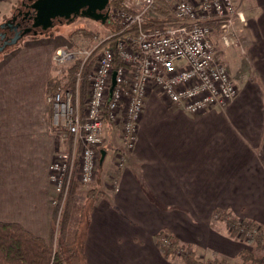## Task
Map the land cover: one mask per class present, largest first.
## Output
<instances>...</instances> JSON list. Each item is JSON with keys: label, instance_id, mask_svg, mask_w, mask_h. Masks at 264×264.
<instances>
[{"label": "crops", "instance_id": "crops-1", "mask_svg": "<svg viewBox=\"0 0 264 264\" xmlns=\"http://www.w3.org/2000/svg\"><path fill=\"white\" fill-rule=\"evenodd\" d=\"M233 5L243 16L233 24L238 43L225 47L216 30L212 38L238 90L229 105L191 115L151 91L122 167L110 155L122 147L120 131L106 125L100 165L112 162L102 180L98 167L89 188L103 196L90 215L87 264H183L157 247L162 230L196 247L203 262L252 250L215 216L228 211L264 227V0ZM59 40L24 41L0 59V222L45 240L55 211L48 166L58 146L45 89Z\"/></svg>", "mask_w": 264, "mask_h": 264}, {"label": "built area", "instance_id": "built-area-1", "mask_svg": "<svg viewBox=\"0 0 264 264\" xmlns=\"http://www.w3.org/2000/svg\"><path fill=\"white\" fill-rule=\"evenodd\" d=\"M156 1L123 0L122 7L109 14L117 32L90 48L60 47L54 54L57 74L80 61L73 89L60 86L46 96L58 145L48 166V181L59 215L73 180L83 186L94 182L107 124L120 131L117 166H123L124 156L134 149L151 91L191 115L214 106L226 107L238 94L217 57L212 41L215 28L207 25L211 22L218 27L225 47L238 43L233 24L236 17L243 22V16L233 0H162L171 9L173 23L144 30ZM112 39L111 45L102 47ZM92 56L87 98L81 109L80 71Z\"/></svg>", "mask_w": 264, "mask_h": 264}, {"label": "trees", "instance_id": "trees-1", "mask_svg": "<svg viewBox=\"0 0 264 264\" xmlns=\"http://www.w3.org/2000/svg\"><path fill=\"white\" fill-rule=\"evenodd\" d=\"M26 1L27 0L23 1V4H26ZM28 1L31 2L34 0ZM174 1L177 0H169L171 3ZM122 4L123 0H110L107 7L108 15L112 10L121 8ZM21 9L24 10V8ZM19 10L20 9L14 8L13 15H17ZM78 17L73 18L71 21L55 19L52 22V26L45 31L40 27L33 29L32 33L17 39L14 43L4 45V47L0 49V59L6 53L22 46L24 41L55 38L59 36V34H63L60 27L73 23ZM173 21L174 19L168 3L157 0L152 7V17L147 20L142 29L161 27L164 22L173 23ZM104 25L110 29V32H117L118 30L117 25L111 19ZM207 25H213V28L218 31V27L213 23L208 22ZM73 36L87 40L91 39L89 31L82 27L75 28L72 32L66 34L65 37L69 40ZM114 40L115 39L105 41L102 47L111 45ZM93 61L94 56L88 60L87 65H84L80 71L79 100L81 109L84 108V103L87 98V76ZM79 67L80 61L77 60L66 68L65 74H53L50 76L47 80L45 95H51L57 87L64 84L65 88L74 86ZM51 131L54 132V128H51ZM78 187L79 184L73 180L60 215L58 209L55 208L53 214L54 225L48 240L34 236L20 224L0 222V264H87L85 257V242L90 215L95 202L103 196V193L96 188L89 189L84 194L80 206L76 207V191ZM215 216L217 220L226 223L232 237L242 239L247 245L252 247V250H244L239 254L236 260H230V262L217 255L203 262L197 254L196 247L182 244L168 230H162L156 235L157 247L162 255L165 258L179 257L183 264H245L249 259L254 264H264V227L259 226L254 221L246 219L238 220L228 211L221 212L220 210H216ZM74 220L75 224L72 225ZM164 240L166 243H163ZM253 251L261 252V255L255 257ZM241 261H243V263H240Z\"/></svg>", "mask_w": 264, "mask_h": 264}, {"label": "water", "instance_id": "water-1", "mask_svg": "<svg viewBox=\"0 0 264 264\" xmlns=\"http://www.w3.org/2000/svg\"><path fill=\"white\" fill-rule=\"evenodd\" d=\"M110 0H34L23 4L25 12L22 20L31 21L30 29L41 28L43 31L52 26L55 19L71 21L75 17H84L105 24L109 20L107 7ZM1 27V26H0ZM6 34L2 35V38ZM21 37V36H20ZM17 34L12 38L14 43L18 38ZM103 159V153H102Z\"/></svg>", "mask_w": 264, "mask_h": 264}, {"label": "rangeland", "instance_id": "rangeland-1", "mask_svg": "<svg viewBox=\"0 0 264 264\" xmlns=\"http://www.w3.org/2000/svg\"><path fill=\"white\" fill-rule=\"evenodd\" d=\"M20 4L22 5V0H10V1L5 2L0 7V26H3L5 24V21H7V19L9 20L12 18L13 14H14V9L12 10L11 7L20 9L21 8ZM80 27L85 28L86 30L89 31L90 36L93 38V41L92 40L88 41L89 39L87 40V39L76 37V36H73L69 40H68V38L65 37L66 34L72 32L75 28H80ZM60 30L63 32V34H59V36H57L56 38L60 39L59 41H61L63 43L61 45H59L58 48H60V47H62V48L67 47L69 49L90 48V46H92L94 43H97L99 41H103L107 37L110 36V29L107 26L101 24L100 22L94 21L92 19L84 18V17H78L73 23H70L69 25H62L60 27ZM64 42H67L66 46L63 45ZM219 50H221V49H219ZM227 50L231 51L233 49H227ZM218 57L222 61V57H223L222 53L218 52ZM228 68L230 71H234L233 66L228 65ZM64 71H65V69H64ZM110 155L112 156L113 160H114V156H115V158L119 157L118 154H114V153H113V155L112 154H110ZM110 162H112L111 159L105 160L101 165H100L101 162L100 161L98 162L97 171H98V167H100L101 170L99 171V177L101 180L104 177L106 166L108 164H110ZM97 171H96V173H97ZM92 185H93V183L88 185V186L79 185L78 191H77L79 194V197L77 198L76 203H75L76 207L80 206V204L82 203L84 194L88 191V189ZM74 224H75V220L72 222V225H74ZM253 253H254L255 257L260 256V253H257L254 251H253ZM240 263H243V261H241ZM245 264H254V263L249 259L248 262Z\"/></svg>", "mask_w": 264, "mask_h": 264}, {"label": "flooded vegetation", "instance_id": "flooded-vegetation-1", "mask_svg": "<svg viewBox=\"0 0 264 264\" xmlns=\"http://www.w3.org/2000/svg\"><path fill=\"white\" fill-rule=\"evenodd\" d=\"M25 12V9H20L17 12V15H13L10 20H7L6 23L0 27V49L4 47V45L11 43L12 38L17 34V37L21 36L23 38L29 33H32L33 29H30L29 32L26 30L30 28L31 21L22 20V14ZM6 34L5 37L2 38V35ZM18 38V39H20Z\"/></svg>", "mask_w": 264, "mask_h": 264}, {"label": "bare ground", "instance_id": "bare-ground-1", "mask_svg": "<svg viewBox=\"0 0 264 264\" xmlns=\"http://www.w3.org/2000/svg\"><path fill=\"white\" fill-rule=\"evenodd\" d=\"M57 50V49H56ZM56 50H55V52H56ZM55 52H54V54H55ZM77 61V60H76ZM65 71H66V68H65ZM65 71L62 73V74H57V72H56V74L57 75H63V74H65ZM65 85V84H64ZM64 85H62L61 87H63L64 89H73V87H68V88H65L64 87ZM61 87H59V88H61ZM57 89H58V87H57ZM58 147V146H57ZM99 159H100V162H102V154L100 155V157H99Z\"/></svg>", "mask_w": 264, "mask_h": 264}]
</instances>
